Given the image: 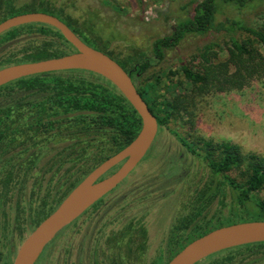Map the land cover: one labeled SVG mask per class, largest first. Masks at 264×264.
Returning <instances> with one entry per match:
<instances>
[{
  "label": "trees",
  "instance_id": "1",
  "mask_svg": "<svg viewBox=\"0 0 264 264\" xmlns=\"http://www.w3.org/2000/svg\"><path fill=\"white\" fill-rule=\"evenodd\" d=\"M51 1L36 0L19 6L15 0H0V24L34 12L58 17L86 44L126 69L97 40L76 27V20L63 5L53 6ZM179 1L169 0L171 5ZM261 1H191L181 10L194 5L193 14L179 18L171 35L154 42L155 58L138 63L131 71L133 75L140 74L141 79L146 77L138 91L157 117L160 129L172 123L188 127L185 136L173 131L177 139L190 155L201 158L214 177L223 178L200 193L192 217L177 229L185 234L178 233L169 243L167 256L162 255L153 264H168L188 244L218 228L247 222L248 215L264 221V200L256 198L264 190V157L254 153L245 156L235 144L216 145L195 134L201 102L217 94L243 91L264 79V20L251 26L241 17ZM224 7L232 9V17L219 20ZM211 33L224 36V60L215 51L219 44L210 43L189 63L182 64L179 71L146 76L155 63L163 61L167 52L188 36ZM25 37L32 39L12 47ZM5 47L9 48L0 56V69L76 52L59 31L40 24L5 33L0 37V49ZM180 72L191 87L190 93H176L183 86L182 81L174 83ZM164 91L176 92L167 98ZM17 93L28 97L0 105V264H12L7 259L13 254L16 241L24 239L27 230L32 232L50 216L95 168L132 144L142 127L138 113L117 88L93 73L68 71L25 78L0 88V99H13ZM227 186L232 198L228 213H220L215 221L209 219L208 208ZM112 264L124 262L118 256ZM200 264H264V243L227 250Z\"/></svg>",
  "mask_w": 264,
  "mask_h": 264
},
{
  "label": "rangeland",
  "instance_id": "2",
  "mask_svg": "<svg viewBox=\"0 0 264 264\" xmlns=\"http://www.w3.org/2000/svg\"><path fill=\"white\" fill-rule=\"evenodd\" d=\"M15 1L23 6L36 0ZM191 1L195 0H180L176 5H171L169 0L51 2L53 6L63 5L76 20L78 29L97 40L98 45L132 70L138 63L155 58L154 42L171 35L179 18L186 13L193 14L194 5L187 7L186 11L181 10ZM231 12L232 9L224 7L219 20L232 17ZM241 15L248 25L261 24L264 20V0ZM35 38L44 40L42 37ZM30 39L22 38L12 47L22 46ZM224 41L222 34L190 35L178 47L168 51L163 61L155 63L146 76L179 71L182 64L189 63L201 48L210 43L219 44L215 51L219 59L224 60L227 57ZM8 48L0 49V56ZM145 78L139 80L140 88ZM178 81L183 82L178 92L164 91L162 94L171 98L175 92L190 93L191 87L181 72L174 78V83ZM26 97V93H17L13 99H0V105ZM195 123V134L199 137L216 145L235 144L245 156L254 153L264 157V79L253 82L243 91L208 97L198 105ZM173 131L185 136L188 127L172 123L160 129L152 148L135 171L105 197L100 206L91 208L48 244L37 264H105L109 257L113 260L118 256L124 264H153L162 255L166 257L170 241L178 233L180 236L185 234L177 229L192 217L198 207L200 193L223 181L221 176H213L201 158L190 155ZM223 189L224 193L213 201L206 212L214 221L220 213L227 214L232 204L230 188ZM256 198L264 200V190L256 194ZM252 221L258 220L254 215H248L247 222ZM30 233L27 230L24 239L16 241L8 263L13 264ZM113 236L119 237L116 239ZM58 239V247L50 256V248Z\"/></svg>",
  "mask_w": 264,
  "mask_h": 264
},
{
  "label": "water",
  "instance_id": "3",
  "mask_svg": "<svg viewBox=\"0 0 264 264\" xmlns=\"http://www.w3.org/2000/svg\"><path fill=\"white\" fill-rule=\"evenodd\" d=\"M47 25L61 33L76 52L64 57L23 63L0 69V88L13 82L49 73L85 71L109 81L131 104L142 127L135 141L95 168L19 248L13 264H35L45 247L97 203L114 192L139 166L152 148L160 125L140 95L131 76L107 54L86 44L58 17L41 13L14 16L0 24V37L27 25ZM115 172L108 175L111 171ZM264 243V221L236 223L213 230L188 244L168 264H200L221 252Z\"/></svg>",
  "mask_w": 264,
  "mask_h": 264
},
{
  "label": "flooded vegetation",
  "instance_id": "4",
  "mask_svg": "<svg viewBox=\"0 0 264 264\" xmlns=\"http://www.w3.org/2000/svg\"><path fill=\"white\" fill-rule=\"evenodd\" d=\"M122 67H124L123 65H122ZM130 76H131V78H132V80H133V82H134V84H135V86L137 87V89L139 90L140 89V87H139V80L141 79V75L140 74H135V75H133L132 74V70H128L127 68L125 69V67L123 68ZM103 203V202H102ZM89 212V211H88ZM87 213V212H86ZM85 213V214H86ZM84 214V215H85ZM71 226V225H70ZM69 228V227H68ZM64 231V230H63ZM62 231V232H63ZM61 234V233H60ZM119 236H116V237H114L113 236V238H118ZM121 237V236H120ZM61 239V238H60ZM114 240V239H113ZM58 241H59V239L57 240V241H55L54 243H53V245H52V247L50 248V252L52 253V255H53V253L56 251V249H57V243H58ZM118 247H119V245H118ZM115 248V247H114ZM112 259V257H109V259L107 260V262L108 263H105V264H112V261L114 260H111ZM110 262V263H109Z\"/></svg>",
  "mask_w": 264,
  "mask_h": 264
}]
</instances>
